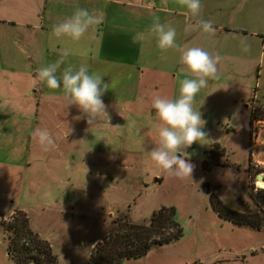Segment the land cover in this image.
<instances>
[{"label":"rangeland","instance_id":"obj_1","mask_svg":"<svg viewBox=\"0 0 264 264\" xmlns=\"http://www.w3.org/2000/svg\"><path fill=\"white\" fill-rule=\"evenodd\" d=\"M15 3L0 0V264H17L4 225L17 212L26 213L60 264H95L92 252L115 221L146 223L162 206L176 207L182 235L122 264H264V188L256 183L264 174V109H251L245 127L232 115L226 126L233 129L219 139L226 153L211 171L202 163L219 135L208 129L185 150L192 177L170 175L150 158L159 128L151 130V115L128 112L113 122L109 103L88 123L62 88L37 79V69L62 57L57 76L68 66H89L95 43L27 29ZM59 20L55 25L65 19ZM38 129L54 141L48 150L33 135ZM211 191L231 215L260 226L221 217Z\"/></svg>","mask_w":264,"mask_h":264},{"label":"crops","instance_id":"obj_2","mask_svg":"<svg viewBox=\"0 0 264 264\" xmlns=\"http://www.w3.org/2000/svg\"><path fill=\"white\" fill-rule=\"evenodd\" d=\"M201 5L197 17L177 0H16L15 10L22 14L20 25L48 37L59 19L71 17L77 7L104 17L80 41L87 43L89 36L95 43L88 69L109 84L102 100L105 106L113 104V122L128 112L145 113L154 123L151 130H156L161 121L152 108L153 98L176 99L180 80L195 78L181 63V48L200 47L219 55L217 77L197 93L193 107L206 121L203 131H217L212 144H221L219 139L233 129L226 126L232 115H240L239 124L245 127L251 109H264V0H201ZM157 19L176 29L178 47H158L151 31ZM200 19L211 21L214 33H204ZM138 35L143 39L134 43ZM245 45L248 51L242 50Z\"/></svg>","mask_w":264,"mask_h":264},{"label":"clouds","instance_id":"obj_3","mask_svg":"<svg viewBox=\"0 0 264 264\" xmlns=\"http://www.w3.org/2000/svg\"><path fill=\"white\" fill-rule=\"evenodd\" d=\"M177 2L193 17L200 15L201 0H177ZM103 19L102 15L77 7L71 17L53 27V35L58 38L67 36L78 42L91 26L102 23ZM198 25L204 33L211 34L215 31L211 21L200 19ZM151 31L156 35L158 47L161 50L167 51L178 47L175 28L162 24L157 19ZM140 39H143L142 35L134 37L133 42ZM242 50L248 51V47L245 45ZM181 52V63L195 78L180 80L179 94L176 99L159 95L153 98L152 108L161 121V125L158 128V143L151 148L149 154L151 160L166 173L184 179L192 177L195 167L188 161V153L185 150L193 143L207 137V133L203 131L206 121L202 119V113L193 107L195 96L202 88L207 87L209 79L217 77V65L222 58L200 47L181 48ZM67 55L68 52L65 51L63 56ZM62 63L63 57L56 63L37 69V79L46 83L49 89L62 88L69 105H76L88 116V123H91L93 119L106 112L102 97L109 89V84L103 82V76L100 73H89L88 66L84 64L75 71L72 66H68L57 76ZM33 135L38 137V143L45 150L54 143L47 129H38Z\"/></svg>","mask_w":264,"mask_h":264},{"label":"trees","instance_id":"obj_4","mask_svg":"<svg viewBox=\"0 0 264 264\" xmlns=\"http://www.w3.org/2000/svg\"><path fill=\"white\" fill-rule=\"evenodd\" d=\"M226 153L220 143L212 144L203 160V169L211 171L220 164V158ZM264 180V179H263ZM261 200L264 204V190H261ZM210 201L218 214L234 223L259 227L260 222L240 219L226 208L219 196L209 192ZM10 222L4 221L5 232H8V254L17 264H60L53 254L50 243L35 233L29 225L24 211L17 212ZM109 236L96 244L92 252L95 264H122L127 260L145 256L152 247L169 243L183 233V227L177 218L175 206H162L146 223L119 222ZM120 231L124 233L121 234Z\"/></svg>","mask_w":264,"mask_h":264},{"label":"bare ground","instance_id":"obj_5","mask_svg":"<svg viewBox=\"0 0 264 264\" xmlns=\"http://www.w3.org/2000/svg\"><path fill=\"white\" fill-rule=\"evenodd\" d=\"M256 183H257L258 187L264 188V180L262 178H258L256 180Z\"/></svg>","mask_w":264,"mask_h":264},{"label":"water","instance_id":"obj_6","mask_svg":"<svg viewBox=\"0 0 264 264\" xmlns=\"http://www.w3.org/2000/svg\"><path fill=\"white\" fill-rule=\"evenodd\" d=\"M263 177H264V174H259L258 175V178H262L263 179Z\"/></svg>","mask_w":264,"mask_h":264},{"label":"built area","instance_id":"obj_7","mask_svg":"<svg viewBox=\"0 0 264 264\" xmlns=\"http://www.w3.org/2000/svg\"><path fill=\"white\" fill-rule=\"evenodd\" d=\"M0 101H1V99H0Z\"/></svg>","mask_w":264,"mask_h":264}]
</instances>
